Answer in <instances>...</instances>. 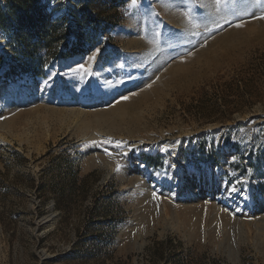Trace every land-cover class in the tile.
Masks as SVG:
<instances>
[{
  "label": "rangeland",
  "instance_id": "1",
  "mask_svg": "<svg viewBox=\"0 0 264 264\" xmlns=\"http://www.w3.org/2000/svg\"><path fill=\"white\" fill-rule=\"evenodd\" d=\"M42 1L61 33L39 59L22 61L0 27V87L31 99L0 101L11 124L0 149V264H264L263 227L205 219L192 238L171 216L146 223L100 163L120 153L119 134L148 135L159 147L180 139L191 173L212 169L239 189L232 201L249 189L264 205V0ZM44 81L37 96L31 83ZM96 97L106 100L100 109L123 107L122 117L82 130L66 110ZM112 125L116 137L104 132ZM139 155L154 175L165 170L167 156ZM242 236L250 242L236 262Z\"/></svg>",
  "mask_w": 264,
  "mask_h": 264
},
{
  "label": "bare ground",
  "instance_id": "2",
  "mask_svg": "<svg viewBox=\"0 0 264 264\" xmlns=\"http://www.w3.org/2000/svg\"><path fill=\"white\" fill-rule=\"evenodd\" d=\"M46 84L45 81L39 86H35L34 83H31L30 88H32L37 96H41L40 93L43 91ZM25 90L23 88H16L9 85L0 87V101L3 98H12L15 101H30L29 94L27 95ZM105 101L106 100H103V98L100 97H96L92 100L81 99L78 104L80 110L71 109L66 110V112L81 117L82 128H80L82 130H90L91 127H94L95 130L97 128H99L98 130H102L105 125L112 123L111 120L122 117L121 115L123 111V107L121 106L100 109ZM10 125L8 119H2L0 116V149L5 147L8 143L5 134L11 131ZM108 129L111 131L104 132L106 134L109 133V136L111 137H116V131L114 132L116 128L114 129V126L112 125L108 127ZM97 134L102 135L101 132H98ZM144 135L145 133L143 136ZM92 137L94 138L95 136ZM92 137H90V139H92ZM88 138L89 137L85 138L84 135L82 140H87ZM94 140L95 138L90 141ZM180 141L181 140L179 139L175 142L176 145L172 142H167L159 147L156 143H153V138L148 135L147 137L139 136L130 138L123 137V135L121 136V134H119L116 143L120 149V153L118 155H109L108 158L101 157L102 160L100 163L103 162L102 164L107 165L108 168L106 179L110 180L116 176L120 179L123 190L126 192V199L130 198L135 202V205H133L135 206L136 215L140 216L146 221V223H148V220L151 218H156L155 221L157 224L171 216L173 221L180 225L179 229H184L187 235L192 238L197 237L198 232L196 230L199 225H202V222L205 219L207 222L210 220L214 225L217 223L222 224L224 229L239 225L240 230H243L251 224L259 225L264 228V205L258 201L254 202L252 200V194L249 189L246 194H244L245 196L242 195L243 197H239L242 198L241 202L232 201L237 195L239 196V189L236 187L229 188L224 182L223 184L222 182H217L214 172H210L212 169L209 168L210 171L207 172L208 170L206 171L205 168L202 174L198 176L191 173L189 169L184 167L181 158L179 157L180 155L178 154L177 146ZM165 148L168 150L165 151ZM141 151H146L151 154L161 153L165 156H167V152H172V154L171 156H167L165 170H159L154 175L148 164L141 159L139 155ZM122 155L124 163L121 164L120 167H118V165L115 166L114 162L116 161L117 156ZM174 179L177 180L176 184H173ZM233 188H235L236 191H233ZM180 193H184L188 196L187 204H182L183 199L180 198ZM205 208L208 209L206 215ZM157 230L158 228L156 225H152L147 231L145 230L144 237L154 234ZM212 230H216L215 226L206 230L205 233L209 231L212 235ZM144 237L142 238V241H145ZM245 238L242 236L239 239V242L235 245L233 251L234 257H232L236 262L239 261L241 248L250 242ZM144 245L145 243L143 242L139 244L138 248L141 250Z\"/></svg>",
  "mask_w": 264,
  "mask_h": 264
},
{
  "label": "trees",
  "instance_id": "3",
  "mask_svg": "<svg viewBox=\"0 0 264 264\" xmlns=\"http://www.w3.org/2000/svg\"><path fill=\"white\" fill-rule=\"evenodd\" d=\"M3 2V5L0 4V27L11 34L10 40L15 41L17 46L14 50L22 61L37 59L36 53L52 49L58 42L60 21L53 18L42 0Z\"/></svg>",
  "mask_w": 264,
  "mask_h": 264
},
{
  "label": "snow or ice",
  "instance_id": "4",
  "mask_svg": "<svg viewBox=\"0 0 264 264\" xmlns=\"http://www.w3.org/2000/svg\"><path fill=\"white\" fill-rule=\"evenodd\" d=\"M132 2H133V3H135V0H132ZM97 51H98V50H97ZM78 68H79V69H82V70H84V69H85V65H83V64H80V65H78ZM124 99H125V100H127V99H128V97H124ZM164 150H165V151H167L168 149H167V148H165ZM232 190H233V191H236V189H235V188H233ZM154 197H155V194H154Z\"/></svg>",
  "mask_w": 264,
  "mask_h": 264
}]
</instances>
